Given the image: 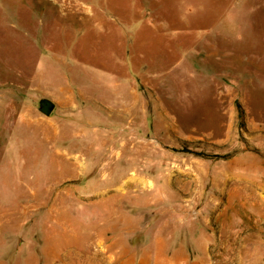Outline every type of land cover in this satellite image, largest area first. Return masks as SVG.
<instances>
[{
  "label": "rangeland",
  "instance_id": "374dc122",
  "mask_svg": "<svg viewBox=\"0 0 264 264\" xmlns=\"http://www.w3.org/2000/svg\"><path fill=\"white\" fill-rule=\"evenodd\" d=\"M140 10L153 32L171 23L138 44L146 71L128 68ZM177 29L204 45H177ZM44 54L53 86L71 71L92 89L100 58L121 56L140 109L89 99L49 130L12 119L0 264H264V0H0V87L30 85Z\"/></svg>",
  "mask_w": 264,
  "mask_h": 264
},
{
  "label": "crops",
  "instance_id": "0c3cea01",
  "mask_svg": "<svg viewBox=\"0 0 264 264\" xmlns=\"http://www.w3.org/2000/svg\"><path fill=\"white\" fill-rule=\"evenodd\" d=\"M39 6L36 7L37 2H35V7L37 9H42L43 4L41 1L38 2ZM27 4V3H26ZM86 6V5H85ZM87 10L89 14L93 15L92 8H89L87 5ZM87 12V11H86ZM138 15L144 17L143 21L140 24H136L138 27V30H135V28L132 27L131 31V43L134 45L132 49V56L130 58V61L128 63V68L131 70L136 67L138 68L137 64H140V68L143 71L148 70L149 67H147L148 63V52L150 47L143 46L142 48L138 47V44H141L140 42H145L147 39L148 42L151 39H156L162 42V39L167 38V31L171 28L170 21L165 23H170L169 25L165 24L163 27L162 25H154L153 27L156 28V31H151L148 27V19L146 17H150V14L144 12V11H138ZM148 14V15H146ZM158 14L156 12L153 15ZM162 27V28H161ZM180 27V26H178ZM144 28L142 30V34L139 35V29ZM183 28V27H182ZM183 30H185L183 28ZM114 29L112 28H105L104 29V39L106 43L108 40L110 42L114 41L116 43V48L118 46V50L121 49L122 45V36L120 39L117 38V32H112ZM186 31V30H185ZM176 44L180 42H185L190 40L191 43H195L199 46H203V42L199 41L197 43V39H192V34H188L186 32L185 34H181V30L177 29L176 32L173 33ZM41 39H37L34 43L36 46H39ZM121 41V43L119 42ZM158 41V42H159ZM43 43V41H42ZM210 46H212L210 42H208ZM41 47V46H40ZM138 47V48H137ZM147 50V51H146ZM47 54V53H46ZM200 56V55H199ZM200 60H203V57H199ZM52 61V62H51ZM100 61L104 63V65L101 66L102 70L100 71V76L103 78L101 79L103 82H101L102 86L100 87V83L98 85V88H89L88 82L84 80L83 78H76L74 73L70 71V75L66 76L64 83L62 86H53V77L58 75L59 73L55 71L56 74H54V71L49 73H43L41 69V66L44 64V62H51V65L56 66L58 63V60L55 59H49L47 55H42L36 65V74L33 76V80L31 81L30 85H19V86H2L0 87V142L1 143H9L11 144L12 141L9 142L7 138V133L11 136V133L13 134L12 129V119L14 120H26L28 121V118L30 117V120L32 122H35L37 126L45 127V129L49 130L48 124L58 121L54 119V113L56 112V109L60 110L62 113H65L63 116V121H66V124L68 125L70 120L74 119V111L78 110L81 106H85L88 103L89 99H92L95 103L99 105L108 106L111 108H117L121 112L122 111H130V110H138L140 109V104L138 103V92L139 90L136 88V77L134 75L130 76H123L122 69H123V61L121 56H118L115 54V57L108 58V56H102L100 58ZM162 61V59H161ZM190 61L189 57H185L180 60H176L174 67L176 68L178 65L179 70L181 72H184V74H187V68L185 67L186 64ZM207 62V60H203ZM42 64V65H41ZM40 67V68H39ZM147 67V68H146ZM52 70V69H51ZM150 72V71H148ZM54 74V75H53ZM18 76L20 80L23 78V73L19 72ZM81 77V76H79ZM21 84V83H20ZM104 84V85H103ZM109 89V90H108ZM37 103V109L40 111V115H34L33 112V105ZM42 103H50L53 106L52 111L49 114H44L40 110V105ZM32 105V106H31ZM54 111V112H53ZM9 131H7V127H9ZM236 238V237H235Z\"/></svg>",
  "mask_w": 264,
  "mask_h": 264
},
{
  "label": "water",
  "instance_id": "95a60500",
  "mask_svg": "<svg viewBox=\"0 0 264 264\" xmlns=\"http://www.w3.org/2000/svg\"><path fill=\"white\" fill-rule=\"evenodd\" d=\"M53 109V106L50 103H42L40 105V110L44 113V114H49Z\"/></svg>",
  "mask_w": 264,
  "mask_h": 264
},
{
  "label": "bare ground",
  "instance_id": "6f19581e",
  "mask_svg": "<svg viewBox=\"0 0 264 264\" xmlns=\"http://www.w3.org/2000/svg\"><path fill=\"white\" fill-rule=\"evenodd\" d=\"M107 131V130H106ZM110 138H112V137H110ZM123 144H124V142H123ZM123 144H122V146H123ZM223 224V223H222ZM221 228V227H220ZM239 231V230H238ZM237 231V232H238ZM234 233V232H233ZM230 238V237H229ZM228 238V239H229ZM219 239V238H218ZM220 240V239H219ZM234 240H236V239H234ZM227 241V240H226ZM219 242V241H218ZM220 242H221V240H220ZM228 242H229V240H228ZM220 244V243H219ZM227 244V243H226ZM219 246H221V245H219ZM224 246V245H223ZM230 247V246H229ZM236 247V246H235ZM223 248V247H222ZM96 251V250H95ZM234 251V250H233ZM98 253V252H97ZM233 253V252H232ZM94 254H95V252H94ZM228 254V253H227ZM96 257L94 256V259H95ZM83 260V259H82ZM89 260V259H88ZM94 261V260H93ZM79 263V262H78ZM82 263V262H81Z\"/></svg>",
  "mask_w": 264,
  "mask_h": 264
}]
</instances>
